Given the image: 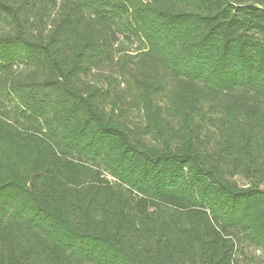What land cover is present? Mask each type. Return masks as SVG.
I'll return each mask as SVG.
<instances>
[{"label": "trees", "instance_id": "1", "mask_svg": "<svg viewBox=\"0 0 264 264\" xmlns=\"http://www.w3.org/2000/svg\"><path fill=\"white\" fill-rule=\"evenodd\" d=\"M0 264H264V0H0Z\"/></svg>", "mask_w": 264, "mask_h": 264}, {"label": "rangeland", "instance_id": "2", "mask_svg": "<svg viewBox=\"0 0 264 264\" xmlns=\"http://www.w3.org/2000/svg\"><path fill=\"white\" fill-rule=\"evenodd\" d=\"M108 179H109V178H108ZM109 180H110V182H111V179H109ZM237 180H238V182H240L239 179H237Z\"/></svg>", "mask_w": 264, "mask_h": 264}]
</instances>
